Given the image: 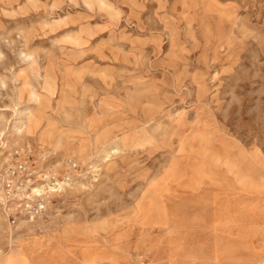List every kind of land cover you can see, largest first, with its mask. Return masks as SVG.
<instances>
[{"label": "rangeland", "instance_id": "374dc122", "mask_svg": "<svg viewBox=\"0 0 264 264\" xmlns=\"http://www.w3.org/2000/svg\"><path fill=\"white\" fill-rule=\"evenodd\" d=\"M26 144L79 170L0 206V264H264V0H0V165Z\"/></svg>", "mask_w": 264, "mask_h": 264}, {"label": "built area", "instance_id": "2783aa9c", "mask_svg": "<svg viewBox=\"0 0 264 264\" xmlns=\"http://www.w3.org/2000/svg\"><path fill=\"white\" fill-rule=\"evenodd\" d=\"M36 151L30 144L19 146L9 151L0 165V206L13 226L24 220L45 219L52 195L65 190L73 182V172L79 170L73 158L65 161L68 171L45 170L35 159Z\"/></svg>", "mask_w": 264, "mask_h": 264}]
</instances>
